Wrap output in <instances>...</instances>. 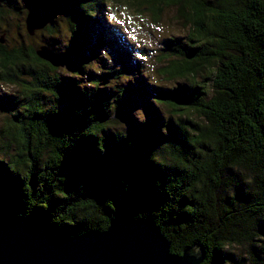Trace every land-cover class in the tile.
<instances>
[{
    "label": "trees",
    "instance_id": "1",
    "mask_svg": "<svg viewBox=\"0 0 264 264\" xmlns=\"http://www.w3.org/2000/svg\"><path fill=\"white\" fill-rule=\"evenodd\" d=\"M26 13L0 0V215L67 236L149 218L171 253L264 264V0H53L34 36ZM135 15L179 29L151 53Z\"/></svg>",
    "mask_w": 264,
    "mask_h": 264
},
{
    "label": "water",
    "instance_id": "2",
    "mask_svg": "<svg viewBox=\"0 0 264 264\" xmlns=\"http://www.w3.org/2000/svg\"><path fill=\"white\" fill-rule=\"evenodd\" d=\"M23 1L25 29L34 36L50 23L53 0ZM36 53L55 67L70 63L45 45ZM205 255L197 245L171 253L169 241L149 218L117 217L103 231L67 236L45 222L0 215V264H202Z\"/></svg>",
    "mask_w": 264,
    "mask_h": 264
},
{
    "label": "rangeland",
    "instance_id": "3",
    "mask_svg": "<svg viewBox=\"0 0 264 264\" xmlns=\"http://www.w3.org/2000/svg\"><path fill=\"white\" fill-rule=\"evenodd\" d=\"M119 13V12H118ZM121 13L123 14L124 11L121 10ZM121 14V15H122ZM168 16V15H167ZM164 16L163 17V22L161 26H148L146 25V19L140 16L135 15L134 20L132 21L131 19H126V18H119V21L122 23H126V32L128 33L129 36V41L134 43L136 47H143L149 50L151 53L155 48H157L160 43L162 42V39L165 35L167 34H175L177 33L179 26L177 24L171 23L168 19L169 17ZM9 22V20H8ZM11 25L12 23H15V20L10 21ZM121 24L120 22H118ZM9 25V24H8ZM5 33L4 35H7L9 32H14L15 28H13V25L10 28L9 31V26L4 27ZM124 31V30H123ZM124 34V33H123ZM163 45V44H162ZM162 45L160 47H162ZM138 49V48H137ZM138 52V50H136ZM149 71L151 74H156V66L154 64L150 63ZM154 72V73H153ZM158 79V78H155ZM12 90H14V87H10ZM9 89V86L5 83L0 82V97L7 92ZM6 119V118H5ZM4 115L0 113V126L3 124L4 125ZM203 262V261H202Z\"/></svg>",
    "mask_w": 264,
    "mask_h": 264
},
{
    "label": "bare ground",
    "instance_id": "4",
    "mask_svg": "<svg viewBox=\"0 0 264 264\" xmlns=\"http://www.w3.org/2000/svg\"><path fill=\"white\" fill-rule=\"evenodd\" d=\"M46 46V45H45ZM48 47V46H47ZM50 48V47H49ZM63 55V54H62ZM70 158V157H69Z\"/></svg>",
    "mask_w": 264,
    "mask_h": 264
}]
</instances>
